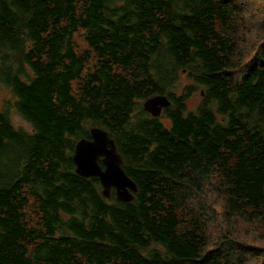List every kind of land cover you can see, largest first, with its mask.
<instances>
[{"label": "trees", "instance_id": "obj_1", "mask_svg": "<svg viewBox=\"0 0 264 264\" xmlns=\"http://www.w3.org/2000/svg\"><path fill=\"white\" fill-rule=\"evenodd\" d=\"M242 13L237 0H0V264H264V243L231 227L264 222V39L236 57ZM157 94L172 104L154 116L144 102ZM90 126L115 140L131 201L77 174ZM206 181L231 218L213 244L193 221L212 209Z\"/></svg>", "mask_w": 264, "mask_h": 264}, {"label": "rangeland", "instance_id": "obj_2", "mask_svg": "<svg viewBox=\"0 0 264 264\" xmlns=\"http://www.w3.org/2000/svg\"><path fill=\"white\" fill-rule=\"evenodd\" d=\"M237 1L242 3L243 13L240 15V17H238L239 22L238 20L236 21L237 26L235 28H229L228 33L236 40V57H239L242 63H247L255 55L260 41L264 39V0ZM73 40L78 53H82L84 50H90L85 39V31L83 29H80L74 34ZM95 61L96 58L94 55H92L88 67H92ZM181 80L183 82V86L192 83V80H189L184 72L181 74ZM182 89L183 87L178 90V93H180ZM8 98H10L9 93L2 91L0 93V105H3L4 100ZM199 103L200 87L195 92H193L188 100V105L190 109H195ZM11 116L13 125L16 128H23L28 132L32 131V125L26 119H24L18 113V111L13 110ZM162 119L166 125L170 124L166 117L162 116ZM201 192H203L202 196L206 198L205 205H210L212 207V211L209 210L206 214V216H209V218L204 220L201 217H197L192 208H190V210L196 216L193 221L196 220L202 226V230L206 234L209 243L213 244L214 241L223 234L224 230L230 223L231 218H226L224 212L221 210L220 202L222 199L216 196L218 194L214 192V185L208 183L207 181L204 182V187ZM30 206V208L26 209L25 215L28 222L32 224V222L36 221L38 215L33 210L35 208L33 200H31ZM190 206L192 205L190 204ZM185 218L189 220L190 214L186 213ZM231 227L232 229L234 228L233 230L237 231L236 238L240 239L241 241L255 245L264 243V222L260 220H250L240 217L237 220L236 225Z\"/></svg>", "mask_w": 264, "mask_h": 264}, {"label": "water", "instance_id": "obj_3", "mask_svg": "<svg viewBox=\"0 0 264 264\" xmlns=\"http://www.w3.org/2000/svg\"><path fill=\"white\" fill-rule=\"evenodd\" d=\"M171 104L172 101L166 94H157L147 98L144 107L152 115L159 116L163 109ZM94 130V140L86 141L82 138L76 143L73 160L76 164L77 174L83 177H99L103 186V194L106 197H110L114 189L119 201H131L134 198V193L138 191V186L122 167L123 158L118 152L115 140L102 128H93L92 131ZM91 146L98 148L92 157L86 154ZM103 154L106 155L105 170L98 163L99 157Z\"/></svg>", "mask_w": 264, "mask_h": 264}, {"label": "flooded vegetation", "instance_id": "obj_4", "mask_svg": "<svg viewBox=\"0 0 264 264\" xmlns=\"http://www.w3.org/2000/svg\"><path fill=\"white\" fill-rule=\"evenodd\" d=\"M172 101V100H171ZM145 108V107H144ZM165 109V108H164ZM164 109H163V111H164ZM146 110V109H145ZM147 111V110H146ZM163 111H162V113H163ZM162 113H161V115H162ZM93 128H102V127H100V126H90L89 127V129L87 130V132L84 134V135H82L81 136V138L80 139H85L86 141H91V140H94L95 139V137H94V133H95V130L94 131H92V129ZM102 129H104V128H102ZM104 130H106V129H104ZM107 131V133H108V135H109V131L108 130H106ZM79 139V140H80ZM78 140V141H79ZM77 141V142H78ZM117 145V144H116ZM76 147V146H75ZM117 148H118V146H117ZM118 152H119V148H118ZM120 153V152H119ZM121 154V153H120ZM122 156V155H121ZM105 157H106V155L105 154H103V155H101L100 157H99V160H98V163L102 166V168H103V170H105L106 169V164H105V162H104V159H105ZM123 158V157H122ZM122 167L124 168V159H123V163H122ZM75 170H76V164H75ZM126 171V170H125ZM91 177H95V178H97L99 181H100V178L99 177H97V176H88V177H86V178H91ZM100 183H101V181H100ZM101 186H102V184H101ZM102 191H103V186H102ZM113 191H115V193H116V190H114L113 189ZM112 191V192H113Z\"/></svg>", "mask_w": 264, "mask_h": 264}, {"label": "bare ground", "instance_id": "obj_5", "mask_svg": "<svg viewBox=\"0 0 264 264\" xmlns=\"http://www.w3.org/2000/svg\"><path fill=\"white\" fill-rule=\"evenodd\" d=\"M97 149H98L97 147L93 148V147L91 146V147L88 148L86 154L92 157V156H93V153L96 152ZM91 157H90V158H91ZM88 158H89V157H88ZM90 160H91V159H90ZM91 164H94V163L91 162ZM92 171H93V170H92Z\"/></svg>", "mask_w": 264, "mask_h": 264}]
</instances>
